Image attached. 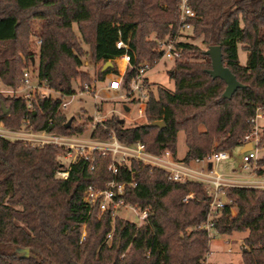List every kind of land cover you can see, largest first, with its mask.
<instances>
[{
	"label": "trees",
	"instance_id": "obj_1",
	"mask_svg": "<svg viewBox=\"0 0 264 264\" xmlns=\"http://www.w3.org/2000/svg\"><path fill=\"white\" fill-rule=\"evenodd\" d=\"M186 4L193 11L186 18L188 36L219 45L223 65L243 86L223 97L225 82L207 73L211 62L204 49L177 41L180 55L167 71L173 90H147L144 123L124 127L118 117L107 123L120 126L118 138L124 143L140 141L151 153L174 156L182 130L186 152L180 160L189 163L241 146L254 130L249 120L264 111V0ZM180 5L181 0H0V85L21 84L35 59L30 50L34 36L40 41L38 82L60 94H0V122L11 129L81 134L87 123L66 126L61 106L64 96L74 94L76 78L90 82L80 70L81 43L90 44L93 61L102 63L125 53L118 41L127 44L130 66L122 84L128 88L138 63L161 58L157 40L179 35ZM34 21L39 22L36 33ZM238 45L247 51L244 65ZM111 72L117 70L107 66L100 80ZM156 120L164 126H151ZM258 136V146L264 145V126ZM91 137L106 139L109 132L97 124ZM63 150L0 137V264H203L209 230L201 225L210 201L203 183L174 181L165 170L135 159L113 174L110 157L96 152L63 167L58 160ZM58 171H67V177L57 176ZM253 172L264 177V155L255 160ZM113 180L125 185L126 204L148 209L144 223L117 217L111 208L99 214L97 204L85 201L88 187L102 190ZM223 190L231 201L212 219V229L220 235L246 232L241 261L231 264H264V188L231 185ZM188 193L193 197L184 200ZM19 248H27V256Z\"/></svg>",
	"mask_w": 264,
	"mask_h": 264
},
{
	"label": "built area",
	"instance_id": "obj_2",
	"mask_svg": "<svg viewBox=\"0 0 264 264\" xmlns=\"http://www.w3.org/2000/svg\"><path fill=\"white\" fill-rule=\"evenodd\" d=\"M181 14H180V26L178 28L179 33H183L184 31L191 30V25L186 21L187 17L193 16V11L187 6L186 0H181ZM179 41L177 38L175 39H166L160 42V51L161 57L167 56L172 59L180 55V48L176 47L175 43ZM37 44H40V41H37ZM117 48H124L125 53L121 55L120 60L124 62L122 74L110 77L105 81L104 89L106 91H115L120 92L125 91L122 97H126L131 95L132 93L142 91V89H146V72L150 68V63L145 62L139 64L137 66V72L135 76L132 78L130 82V86L128 91L127 88L123 87V73L125 72L127 66L130 62V55L127 52L128 45L123 43L122 41H118L116 43ZM117 59V58H116ZM156 60L153 61L155 63ZM21 88L22 90L28 87H31L30 84V74L29 70L25 69L23 72V77L21 79ZM84 92H90L94 99V105L99 102L98 92L93 90L90 85L84 83L83 85ZM146 91V90H145ZM144 91V92H145ZM143 92V94H144ZM0 94H4L6 97H25L30 98L29 92L22 93L11 87H2L0 88ZM74 95V94H72ZM71 95V96H72ZM122 95V94H121ZM67 102L62 103V107H65ZM96 113L91 117L90 130H92L97 124H99L102 130H106L109 132V137L106 139H99L91 137V131L88 137H78L80 134L75 135H62V134H54L47 132L45 130H31V129H11L5 127L0 122V137L10 139V140H20L24 143L31 146H42L44 144H52L58 147L66 148V152H70L71 148L79 147L80 149H90L88 152H84L80 154L78 157L83 156L84 158H90L93 153L97 152L103 156H109L111 159L110 165L108 169L116 174L118 171V167L122 165H128L131 159H135L140 161L144 165H149L150 167H158L165 170L168 176L178 182H186V181H197L203 183L205 185V189L207 194L210 196V201L208 202V219L201 226L207 230L212 229V219L220 213V210L223 206L229 202L223 200L222 196H224V186H237L238 184L233 182H238L235 177H228L224 174L217 172L213 165L214 161H218L228 157L227 151H216L211 153L210 155L202 158L195 159L190 161L189 163H184L176 156H174L171 152L165 151L163 154H154L149 152L146 149V146L143 142L137 141L134 143H124L119 140L118 132L120 126L112 125L107 123V119L105 116H101V113L98 109H95ZM139 117L143 114V109L138 108ZM260 111V110H259ZM257 111L256 115L251 118L249 121L253 123L254 130L252 133L244 136L243 138V146L246 143L251 144V148L245 150L241 154L242 161V169L250 170V163L252 160H256L257 150H258V125L257 119L261 118L262 115ZM76 158V159H77ZM128 160V163L126 162ZM193 162L196 165H193ZM211 163V167L209 164ZM255 167V164H254ZM253 167V170H254ZM62 178L67 177V171H58L57 172ZM254 173V172H253ZM250 181V180H246ZM254 182H258L260 185H239V186H254V187H262V180H253ZM125 185L123 183H118L116 181H111L107 184L106 188L102 190H97L93 187H88L85 194V201L90 204H97L99 214L108 208L112 209V214L115 213L117 208L125 207L131 209L138 216L140 222L144 223L146 221L148 209L141 210L137 206H133L130 204H126L122 198L124 193ZM193 194L188 193L184 196V200L188 198H192ZM110 236V234L108 235ZM205 264H208L207 262Z\"/></svg>",
	"mask_w": 264,
	"mask_h": 264
},
{
	"label": "rangeland",
	"instance_id": "obj_3",
	"mask_svg": "<svg viewBox=\"0 0 264 264\" xmlns=\"http://www.w3.org/2000/svg\"><path fill=\"white\" fill-rule=\"evenodd\" d=\"M39 29V22L34 21L32 24V32L36 33ZM191 30L184 31L183 33H179L177 39L179 41H189L190 43H194L201 49H206L207 45L201 42L200 38H190ZM30 50L34 53L35 59L32 61V64L29 65L28 69L30 74V84L31 87L25 88L22 90L21 84L14 87V89L21 91L22 93L29 92V96L31 97L34 94H38L42 97H57L60 94L57 91L50 90L43 85H40L37 78V67H38V44L36 37L32 36ZM164 40H157V47L160 49V42ZM81 48L83 51L82 56V65L80 70L86 74L90 78V82L87 79L82 80L81 78H76L73 81L74 95H66L63 97V102H67L65 107H62V111L65 114L67 120L71 119L73 125H77L80 123H87V128L80 134L78 137H88L90 134V123L91 117L94 113H96L95 109H98L101 113V116H105V118L111 119L112 117H118L119 119L124 121V127L131 126L133 124H141L145 122V101L147 98V90L151 89L155 92L157 86L164 87L169 90H173V81L168 76V69L173 66L174 59L163 56L156 60L155 63L150 65V68L146 72V89H142V91H138L132 93L128 96H123L125 91L115 92V91H106L103 87L105 85V81L112 76L117 75L114 72L105 75L104 80H100L99 73L104 71L103 69L104 63L101 61L95 62L92 59L91 55V46L88 43H81ZM238 57L240 64L244 65L247 60V51L243 50L240 45H238ZM112 66L117 70L119 75L122 74L124 62L121 60H113ZM148 62L146 60L141 61L139 64ZM150 63V62H148ZM130 64L127 66V68ZM126 68V69H127ZM126 71V70H125ZM103 81V82H102ZM102 82V83H101ZM22 83V82H21ZM84 83L90 85V87L98 92L99 102L94 105V99L90 92L83 91ZM3 86L0 85V88ZM5 87V86H4ZM129 88V87H128ZM128 88L126 91H128ZM146 90V91H145ZM145 91V92H144ZM144 92V94H143ZM122 94V95H121ZM3 97H6L4 94H1ZM143 109L142 116L139 117L138 108ZM259 113L262 115V111ZM73 119V120H72ZM111 124V123H109ZM258 130L264 126V118L257 119ZM202 128V127H201ZM22 130L25 128L22 126ZM177 158L181 159L184 156L186 151V144L184 140V133L182 130L177 133ZM240 147H233L230 151H228V157L214 161L213 167L217 172H220L228 177L237 178L238 182H233L238 185H260L258 182H254L253 180H262L264 181V177H259L253 173V167L255 161L252 160L250 163V170L242 169V161L241 154L239 153ZM89 152L90 149H80L79 147L71 148L70 152H66V148L60 153L58 156V160L63 165V167H67L71 162L75 161L77 156L84 152ZM244 152V151H243ZM97 153V152H96ZM94 154V153H93ZM99 154V153H97ZM264 155V145L258 146L257 157ZM128 163V160L126 161ZM193 165L196 163L193 162ZM211 167V163L209 164ZM57 176L61 177L58 173ZM250 180V181H246ZM264 188V183H262V187ZM193 194V193H192ZM223 200L230 203V199L226 197L224 192V196H222ZM115 216L127 219L129 221H135L138 224H142L140 222L136 213H134L131 209L120 207L117 208ZM84 234V231H83ZM246 235V232H234L231 235H220L217 234L213 229L209 230V242H208V252L206 253L203 264L206 262L208 264H231L238 263L241 261V249H242V238Z\"/></svg>",
	"mask_w": 264,
	"mask_h": 264
},
{
	"label": "water",
	"instance_id": "obj_4",
	"mask_svg": "<svg viewBox=\"0 0 264 264\" xmlns=\"http://www.w3.org/2000/svg\"><path fill=\"white\" fill-rule=\"evenodd\" d=\"M204 52L206 55L210 57V62H211V67L206 70L207 73L211 77L213 78L218 77L225 82V89L222 93V96L225 98H230L232 93L238 87H242L243 85L236 79L235 75L229 70V68L223 65L221 47L219 45H209L204 50ZM107 66H112V62L106 61L104 63L103 69H105ZM70 123H71V119L67 121L66 126H69ZM150 125L155 127H163L164 122L162 120H156V121H152ZM247 145H248V149L251 148V144L249 142L247 143ZM17 251L24 252L25 256H27L28 254L27 248H19L17 249Z\"/></svg>",
	"mask_w": 264,
	"mask_h": 264
},
{
	"label": "crops",
	"instance_id": "obj_5",
	"mask_svg": "<svg viewBox=\"0 0 264 264\" xmlns=\"http://www.w3.org/2000/svg\"><path fill=\"white\" fill-rule=\"evenodd\" d=\"M117 60H120V58H117ZM103 82V81H102ZM101 82V83H102ZM261 118H264V111H262V117ZM240 147V150H239V153L240 154H242L243 153V151H245L244 149H248V145H247V143L246 144H244L243 146H239ZM186 152V151H185ZM176 154H177V149H176ZM185 154V153H184ZM176 157H177V155H176ZM179 159V158H178ZM213 166V165H212Z\"/></svg>",
	"mask_w": 264,
	"mask_h": 264
}]
</instances>
